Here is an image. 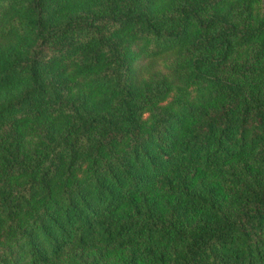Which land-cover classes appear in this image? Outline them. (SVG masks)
I'll use <instances>...</instances> for the list:
<instances>
[{"label":"trees","instance_id":"16d2710c","mask_svg":"<svg viewBox=\"0 0 264 264\" xmlns=\"http://www.w3.org/2000/svg\"><path fill=\"white\" fill-rule=\"evenodd\" d=\"M254 1L0 0V264H264ZM186 42L182 63L138 77V51ZM76 75L112 84L93 111L64 104ZM194 80L200 100L156 107ZM42 100L44 147L25 151L5 129Z\"/></svg>","mask_w":264,"mask_h":264},{"label":"rangeland","instance_id":"374dc122","mask_svg":"<svg viewBox=\"0 0 264 264\" xmlns=\"http://www.w3.org/2000/svg\"><path fill=\"white\" fill-rule=\"evenodd\" d=\"M250 28H256L264 26V0L254 1L251 6V14L248 17ZM192 34H197L195 28L192 30ZM261 34V35H260ZM259 35V41L263 38V33ZM191 35L190 38L193 37ZM136 54V53H135ZM140 52L138 51V56L136 58V63L140 64L141 71L138 73V77L142 81H147L152 74H166L175 65L182 63L187 59L192 51L190 49L189 42L185 44L155 55L153 57L139 58ZM247 56V50L244 49L241 54L237 56V60H241ZM98 72V71H97ZM83 75V74H82ZM82 75L74 76L71 78L72 86L68 89V93L64 98V104L71 110V108L76 109L78 114H83L89 111H93L95 108L96 101L104 94L110 93L112 88L111 83L96 81H89V79H82ZM209 85L202 83L198 80L191 81L188 86L184 89L181 94H176V92H170L163 97V99L156 104V107L163 108H174L177 104L182 102V100H187L189 102H195L200 100V96L209 89ZM42 102V103H41ZM32 103L27 107L25 112L19 115V118L14 120V122L5 129L13 137L14 141L18 146L25 150L31 151L34 149L44 147V141L41 137L39 130L44 125L45 114H41L44 111V101ZM197 102V101H196ZM146 123L150 122V112L146 110L142 115ZM74 116L72 120H66L63 122V129H66L69 125H72L73 120H77ZM61 129V130H63ZM122 143L115 144L117 148L121 147ZM85 167V165H84ZM86 169H84L85 172ZM83 171H75L74 175L77 177H82L85 175ZM58 190V189H57ZM56 190V191H57ZM159 193V192H157ZM41 202L34 204L33 209H37L41 206ZM31 215V210L24 213L21 216L22 221L27 220ZM86 258V263H89L94 255L93 250H86L83 253ZM110 254H106L104 257L103 264H111L113 259Z\"/></svg>","mask_w":264,"mask_h":264}]
</instances>
